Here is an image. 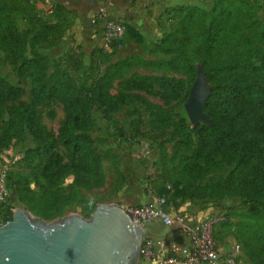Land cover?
<instances>
[{"label": "trees", "instance_id": "obj_1", "mask_svg": "<svg viewBox=\"0 0 264 264\" xmlns=\"http://www.w3.org/2000/svg\"><path fill=\"white\" fill-rule=\"evenodd\" d=\"M260 6L258 0H214L209 9L199 5L170 7L165 10L169 31L157 42L141 44L150 58L126 55L109 62L91 84L80 85L65 71L49 73L45 57L35 48L26 55L28 35L34 33L31 42L37 44L57 32L61 7L54 5L50 17L56 21L52 22L33 14L32 0H0V52L19 62L29 75L36 101L56 99L66 108L60 132L51 135L42 126L33 104L8 106L20 89L0 77V121L7 114L0 149L15 136L23 140L30 135L37 145L25 151V158L38 160L31 174L44 181L37 192L28 178L7 174L9 195L0 205V224L11 219L18 203L48 221L61 216L75 196L74 190L61 186L64 176L70 172L86 176L93 174L96 166L100 168L90 140L77 133L85 99L112 113L131 100L153 111L155 106L139 92L167 101L186 98V88L201 72L210 85L205 107L210 122L190 127L183 112L171 125L173 168L184 183L178 193L184 198L210 201L228 195L244 198L251 212L250 220L240 223V240L246 252L264 264V20L259 16ZM18 17L29 22L30 31H19L15 24ZM124 24L126 34L129 28ZM93 25L103 31L100 20H94ZM136 37L140 38L138 34ZM139 68L174 72L187 80V87L172 77L139 74ZM59 143L69 153L67 164L56 151ZM161 148L166 159V149L163 145ZM74 159L85 160L84 167L76 166ZM234 163L246 169L241 180L228 177L206 181L210 173ZM158 196L167 201L165 195Z\"/></svg>", "mask_w": 264, "mask_h": 264}, {"label": "rangeland", "instance_id": "obj_2", "mask_svg": "<svg viewBox=\"0 0 264 264\" xmlns=\"http://www.w3.org/2000/svg\"><path fill=\"white\" fill-rule=\"evenodd\" d=\"M197 1L200 7L209 9L214 0ZM258 1L261 5L258 11L259 16L264 20V0ZM32 2L35 5L33 14L38 17L51 19L50 16L54 15L52 12L48 13V0H32ZM178 4V0H140L129 18L130 22L118 17L126 22L129 30L133 32L128 30L123 37L117 39H107L101 29L97 27L94 29L91 25L86 26L90 32L83 33L82 39L77 38L75 37L77 33L66 32L71 25L58 16L59 26L53 37L35 44L31 42L34 33L28 35L26 55L31 54L33 47L45 57L49 73L62 70L80 85L91 84L111 61L126 55L150 58L141 44L150 45L157 42L169 31L170 21L165 10ZM23 19L18 17L15 24L20 32L25 33L30 31L32 26ZM137 34L140 38L136 37ZM101 47L104 51L98 52L97 49ZM0 57L2 59L0 77L20 89V94L9 102L8 106L33 104L42 126L48 133L57 136L66 116L65 105L56 99L44 98L36 101L31 89V79L20 63L8 59L7 54L2 52ZM137 73L172 77L183 81L187 87V80L171 71L156 72L139 68ZM191 85L186 88V98L181 97L170 101L158 95L139 92L155 106L153 111L139 101L131 100L117 112L112 113L105 106L85 99L80 110L82 121L77 133L90 140V146L94 149L96 162L100 168L96 166L94 173L86 176L75 175L73 172L64 176L61 186L68 191L70 188L74 190L75 196L73 204L66 208L61 216L78 215L88 219L95 207L100 204L117 203L124 209L141 206L147 203L152 195L157 197L165 195L167 201L164 209L174 217H183L187 224L194 221L200 211L203 214L198 220L223 217V221L211 227V234L221 254H227L239 241L242 248L235 264H261L259 259L246 252L240 240V223L248 222L250 220L248 215L251 212L244 198L228 195L220 201H210L184 198L178 193L184 183L175 175L173 168L175 159L172 157L173 142L169 141V138L173 119H178L177 116L183 112L187 116L190 127L202 122L189 119L185 110ZM207 88L210 91L208 83ZM204 113L207 115L205 108ZM6 120L7 114H4L0 121V134ZM36 145L37 142L28 134L23 140H20L18 136L13 137L6 147L0 149V172H5L6 175L20 174L28 178L33 189L39 192L44 181L31 174V168L38 163V160L30 161L25 158V151ZM162 145L166 149V159H164ZM56 151L62 163L67 164L70 159L67 149L59 143ZM74 163L81 168V166L84 167L85 160L74 159ZM245 171V167L235 163L226 164L218 171L210 173L206 181L228 177L239 181L243 178ZM17 208L26 207L18 203L13 210ZM181 225L182 222L176 221L171 226L145 225L144 239L150 236L156 241H164L166 245H178L184 242ZM138 264L158 263L141 256Z\"/></svg>", "mask_w": 264, "mask_h": 264}, {"label": "water", "instance_id": "obj_3", "mask_svg": "<svg viewBox=\"0 0 264 264\" xmlns=\"http://www.w3.org/2000/svg\"><path fill=\"white\" fill-rule=\"evenodd\" d=\"M210 91L201 72L185 110L194 122L209 123L204 108ZM145 228L119 204H100L88 219L66 215L45 220L26 208L0 224V264H138Z\"/></svg>", "mask_w": 264, "mask_h": 264}, {"label": "built area", "instance_id": "obj_4", "mask_svg": "<svg viewBox=\"0 0 264 264\" xmlns=\"http://www.w3.org/2000/svg\"><path fill=\"white\" fill-rule=\"evenodd\" d=\"M92 14V22L96 19L103 23V35L107 39H117L125 34V22L110 13L106 0ZM9 195L6 173L0 172V203L6 201ZM166 199L152 195L149 201L141 206L126 207L124 210L130 217L143 227L153 223L171 226L175 221L181 223L184 242L178 245H166L164 241H156L154 237L146 236L141 249V256L147 257L158 264H235L241 250V244L225 255L218 249L211 234V227L223 221V217H210L185 223L183 217H174L164 209Z\"/></svg>", "mask_w": 264, "mask_h": 264}, {"label": "crops", "instance_id": "obj_5", "mask_svg": "<svg viewBox=\"0 0 264 264\" xmlns=\"http://www.w3.org/2000/svg\"><path fill=\"white\" fill-rule=\"evenodd\" d=\"M47 10L50 14L54 11V5H59L61 7L59 17H61L67 24L71 25L70 28L66 30L68 33H77L75 37L81 38L83 33L90 32L87 30V25H93L91 20L92 14L97 10L98 6L101 4L102 0H48ZM109 6L110 13L116 17L125 18L127 22L129 21L131 14H133L134 7L140 0H106ZM178 5H198L197 0H178ZM200 6V5H199ZM130 14V15H129ZM65 15H67L65 17ZM72 16V17H70ZM52 22L56 19H50ZM58 21V18H57ZM86 35V34H85ZM201 211L196 215V219H201ZM195 219V220H196ZM161 223H153L150 226H158Z\"/></svg>", "mask_w": 264, "mask_h": 264}, {"label": "flooded vegetation", "instance_id": "obj_6", "mask_svg": "<svg viewBox=\"0 0 264 264\" xmlns=\"http://www.w3.org/2000/svg\"><path fill=\"white\" fill-rule=\"evenodd\" d=\"M144 237H145V235H144ZM143 242H144V238H143Z\"/></svg>", "mask_w": 264, "mask_h": 264}]
</instances>
